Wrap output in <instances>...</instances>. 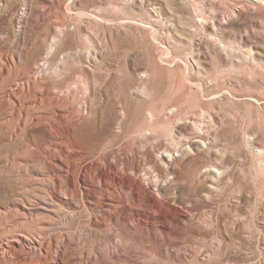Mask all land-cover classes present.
<instances>
[{
    "label": "rangeland",
    "instance_id": "374dc122",
    "mask_svg": "<svg viewBox=\"0 0 264 264\" xmlns=\"http://www.w3.org/2000/svg\"><path fill=\"white\" fill-rule=\"evenodd\" d=\"M250 2L0 0V264L32 262L10 250L16 238L28 241L27 235L41 236L50 251L65 247L75 253L72 264L114 245L116 235L108 231L114 223L70 203L58 186L57 164L115 160L121 169L156 163L163 171L160 152L178 145L180 116L204 120L212 143L202 146L203 163L225 170L222 180L203 176L195 183L184 168L185 179L167 190L197 204L207 221L186 247L197 249L201 264H264V6L229 19ZM205 11H226L218 36L204 30ZM109 19L125 24L116 30ZM59 25L70 28L62 34ZM223 40L232 47L216 44ZM200 81L209 85L205 93ZM54 96L66 99L61 108L51 104ZM147 110L161 116L152 126ZM60 114L81 141L75 146L64 138L65 129L53 138L36 124L38 117L62 124ZM112 171L120 194L131 199L130 189L122 192L121 175ZM64 174L73 175L68 168ZM40 198L51 204L49 210L37 206ZM149 253L141 255L143 262L168 260L159 248Z\"/></svg>",
    "mask_w": 264,
    "mask_h": 264
},
{
    "label": "bare ground",
    "instance_id": "6f19581e",
    "mask_svg": "<svg viewBox=\"0 0 264 264\" xmlns=\"http://www.w3.org/2000/svg\"><path fill=\"white\" fill-rule=\"evenodd\" d=\"M249 5L251 7H242L231 11L229 19L233 20L232 18L241 16L249 9H262L264 0H251ZM205 13L206 11L201 15L202 18H200L204 30L218 36L219 31L223 29L224 22L227 21L225 18H221V16H225L226 11H223L221 15H210L209 13L208 16ZM108 22L116 30L123 28L125 24L124 20L121 19H109ZM57 28L59 32L64 34L70 27L59 25ZM149 28H151V25H149ZM261 28L264 29L263 26ZM153 36L157 37L155 34ZM260 38L264 40V33L260 34ZM223 41L224 43L218 41L216 44L223 49L232 47L230 43L225 40ZM54 49L51 47L48 54H51ZM171 49V46L167 48V56H169ZM194 61L199 66V60L194 58ZM47 63L43 62V65H47ZM186 77L189 80V76L187 75ZM213 81L211 80V83ZM208 86L204 81H200V89L203 93L207 91ZM41 100L45 102L46 98ZM61 100L66 99L63 98ZM255 100L258 101V99ZM60 101L55 96L50 99L51 104L58 108H61V104L64 102L60 104ZM178 110L176 107L171 111L176 113ZM58 117L57 120L62 121V124L54 123L53 120H50L51 124H45L41 117H38L36 124H43L44 129L53 138L58 135V131L65 129L68 132V136L64 138L67 139L71 146H75L81 142L72 134L70 127L63 125L65 124L63 120L64 116L60 114ZM159 118H161L160 114L152 111H149L146 115V119L151 126ZM203 121L200 117L180 116L176 121L180 136L178 145L175 148H165L164 151L160 152V158L166 161L162 165L163 171L157 168L156 163L152 166L151 163L149 167H144V169H141L142 166L139 164L124 163L126 166H123L121 169L119 164L114 162L115 160L113 162L109 160L106 163H99L100 161L96 160L84 167L78 164L73 167L70 163H65V161L64 163L57 164V166L62 167L57 176L58 186L63 188L62 190L66 195H70L72 198L70 203L78 205L85 210L91 209L95 213L93 217L96 220L101 218L102 220L109 221L110 224L114 223L110 227L111 229L108 230L116 235L114 245L106 246V250L102 253H94L92 258L89 256L83 258L84 264H91V261L98 264H108V262L109 264H114L115 260L119 261V264H159L143 262L141 259V255H147L151 250L155 251V248H159L162 252H165L168 260L163 262V264H201L202 257L200 253L197 252V249L190 251L186 247V242L188 240L192 241L195 239V236L201 234L207 221L200 214L201 212L199 213L197 204L181 200L179 194L175 191L173 192V196H171L167 190L174 187L175 184H180L183 178L185 179V173L183 174L184 168H188L187 176L193 179L195 183L196 181L201 182L203 176L205 178H215L218 181L223 179L225 173L223 166L203 163L204 149L202 146L207 145L209 148L212 143L209 140L210 132L204 129ZM52 127H55L57 132ZM193 149H196V153H194ZM165 156L168 159H165ZM67 168L68 171H72V176H65L64 172L67 171ZM113 169H116L117 175H121V179L118 182L120 184L124 182L122 192H125L126 188L131 190V199L128 198L126 192L123 195L120 194L121 191L116 182V177L113 175ZM132 170H134V173H132ZM90 181H95L96 185L91 184ZM99 191H101L100 195H98ZM56 194L59 195V191ZM44 197L47 196L44 195ZM49 197H52V195L50 194ZM50 200L56 201L54 198H50ZM36 204L45 210H49V206L51 205L41 198ZM89 205L92 208L88 207ZM139 206H144L146 210L141 212L140 209L142 207ZM98 208H100V214H103L101 217L97 215L96 209L98 210ZM159 224L164 226V228L160 229L161 225ZM26 237L29 238L26 242L21 238H16V243L10 248L12 252L18 254V258L21 261L22 259L27 260L30 258L32 259L30 264H72L78 260V256L65 247L54 251L48 250L45 248L44 241L39 235L33 238L28 235ZM137 237L140 239L138 241L140 245L134 247L133 245ZM189 247L191 246L189 245ZM3 254L7 255V252L4 251ZM46 256L50 257V261H48Z\"/></svg>",
    "mask_w": 264,
    "mask_h": 264
}]
</instances>
